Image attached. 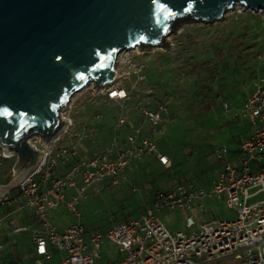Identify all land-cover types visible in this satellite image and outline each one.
I'll list each match as a JSON object with an SVG mask.
<instances>
[{"label": "built area", "instance_id": "2783aa9c", "mask_svg": "<svg viewBox=\"0 0 264 264\" xmlns=\"http://www.w3.org/2000/svg\"><path fill=\"white\" fill-rule=\"evenodd\" d=\"M121 65L131 74L140 76L143 64H137L129 50L117 54ZM115 58V61H116ZM117 59V62H119ZM124 67V66H123ZM126 73V74H124ZM121 78L110 86H86L87 99L92 103L97 98L120 103L130 99L132 84L128 87L125 80L129 72L123 68ZM149 92V91H148ZM142 99V98H141ZM76 102L72 96L61 111L64 124L59 134L45 147L38 138L28 141L43 152L38 167L17 184V196H4L1 203L13 202L18 209L27 208L39 226L31 230L35 255L40 259H50L54 251L62 254L59 264H99L100 248L105 242L115 245L120 254L118 261L109 264H195L194 258L212 260L231 254L243 256V264H264V77L258 76L253 88L241 106L242 116L249 123V133L241 140L239 150L243 157L237 161L226 159L227 149H216L222 161V170L213 180L209 190L194 189L192 185H179L176 192L162 189L156 193L153 207L147 209L139 218L113 224L104 231H87L79 221L72 222L61 231L48 218V211L64 202L79 219L80 212L76 203L86 187L108 177L111 185H117L121 172L130 161L144 154L156 153L158 161L169 167L170 161L165 154L157 153L155 137L142 134V124L148 131L164 121L166 105L158 103L151 107L148 99L138 103L137 111L141 117L139 124H132L129 132L122 138L113 136L109 145L102 150L93 151L88 157L79 154V145L85 135L74 128L69 116ZM228 102L223 103L225 110ZM124 123L120 117L115 130ZM1 157L14 158L1 149ZM57 157L60 158L57 159ZM69 158L75 161L63 172H58L60 163L65 165ZM256 161L254 167L251 161ZM71 188L73 194L65 199V190ZM226 195V204L236 211L232 220L210 221L190 232L169 231L155 211L167 205L190 209L193 199ZM9 204V203H8ZM15 232L26 231L10 220ZM194 218H186V226L192 227ZM1 249V245H0ZM0 264H4L0 262ZM7 264H17L10 261Z\"/></svg>", "mask_w": 264, "mask_h": 264}, {"label": "rangeland", "instance_id": "374dc122", "mask_svg": "<svg viewBox=\"0 0 264 264\" xmlns=\"http://www.w3.org/2000/svg\"><path fill=\"white\" fill-rule=\"evenodd\" d=\"M244 12L243 7L236 4L224 14L222 20L208 24L212 28L217 27L215 32L222 33L221 45L232 48L221 56L216 54V56L219 55L217 59L214 58L215 54L208 51L213 50L212 43L205 47L199 44L198 49L194 46L190 51L174 50L173 34H179L184 26L189 24L185 21L177 25L173 33L166 37L165 40L170 44L168 49L164 47L146 49L145 46L141 50L137 48L129 50L135 63L144 64L140 72V76H143L141 81L137 80L135 74L130 76V71L125 65L124 67L121 65L119 57L116 58L114 65L120 74L123 68L129 72V77L125 80L126 87L132 84V89L134 88L131 91L130 100L124 105L125 111H131L137 115L138 102L142 99L155 101L158 98L166 105L165 119L155 127L152 134L155 137L157 149L170 157L173 166L170 169H162L155 165L153 157H147L148 155L144 154L137 159V169L130 171L128 179L132 182L131 186L135 188V192H127L129 188L131 190V187L127 186L125 178L121 181L125 187L123 192H100L98 194L86 192L89 188L86 187L76 203L81 217L78 219L72 210L65 208L62 202L53 212L56 224L79 221L87 231L105 230L110 225L138 218L145 209L144 204L153 205L157 193L153 191L163 185L170 187L183 181H196L216 173L221 167V162L215 156L216 149L220 146L229 148V153L227 152L226 155L231 162L237 154L243 157L242 152H235L236 142L237 138L247 131L248 123L240 117L229 118L231 111L224 110L221 102L227 100L231 104L234 102L238 104L243 94L252 88L257 76L264 77V11L252 12L253 16L250 17L248 24L251 31L246 34H243L240 29L244 20L242 17ZM197 24L207 25L202 22ZM221 24H224L225 28L232 24L237 26L238 34L229 35L228 31H223L222 27H219ZM192 25L196 24L192 23ZM207 34L210 35V32L208 31ZM216 46H218L217 43L214 47ZM202 49H205V54H199V50ZM189 55L191 58L188 57ZM209 57L212 59L209 60ZM120 79L124 80L121 76L118 80ZM230 82L235 84L237 89L232 92L231 97H233L229 100L232 88ZM92 84L94 83L89 82L87 86ZM86 88L85 86L73 95L76 100L86 99L87 92H89ZM103 108L113 113L116 111L115 107L109 104H103ZM215 109L218 110L217 113L214 112ZM119 115H121L120 112ZM122 115L126 116V113L123 112ZM69 116L75 126L79 119H82L78 116L77 109H72ZM124 120L126 124L119 127L122 134L125 130L127 131V127L130 128L134 124L130 122L129 117ZM95 128L94 126L96 133ZM95 133L92 140L88 141L93 148L101 150L109 145L111 141L108 139L109 131L107 135L98 131L97 137ZM103 144L106 146L104 147ZM9 168L13 167L10 165ZM11 196L10 193L9 197ZM208 201L210 203H206L205 214L209 219L228 221L235 217L236 212L226 205L225 196L222 199L213 196ZM10 209L0 203V227L4 226V234L0 235V262L7 264L10 261H16L18 264H32L27 252L32 248L29 234L31 227L35 224L27 218L22 222L15 214L8 216ZM12 218L18 225L27 226L25 228L27 232H15L10 223ZM262 246L264 247V243ZM239 254L240 256L231 254L212 260L194 258V263L243 264L242 252ZM55 260L57 256L44 264H54Z\"/></svg>", "mask_w": 264, "mask_h": 264}, {"label": "water", "instance_id": "95a60500", "mask_svg": "<svg viewBox=\"0 0 264 264\" xmlns=\"http://www.w3.org/2000/svg\"><path fill=\"white\" fill-rule=\"evenodd\" d=\"M236 4L264 11V0H0V149L15 158L0 201L43 159L28 139L46 147L75 93L126 74L115 68L118 53L168 49L182 21L213 24Z\"/></svg>", "mask_w": 264, "mask_h": 264}, {"label": "crops", "instance_id": "0c3cea01", "mask_svg": "<svg viewBox=\"0 0 264 264\" xmlns=\"http://www.w3.org/2000/svg\"><path fill=\"white\" fill-rule=\"evenodd\" d=\"M144 66V64H143ZM252 89V88H251ZM251 90H249L247 93L243 94L242 99L239 101L238 104H236L235 102L233 104H231V102H228L230 104L229 109H227L226 111H231V115H229V118H233V119H237V118H242L244 120H246L245 117L242 116L241 113V106H242V102L244 101L245 97L250 93ZM132 94H130V98H131ZM233 97V96H232ZM231 97V98H232ZM230 98V99H231ZM229 99V100H230ZM130 100V99H129ZM128 101V100H127ZM151 102V107L156 106L158 103L163 102V101H159L158 99H155V101H150ZM223 102H227L226 100L221 102V106L223 104ZM126 102H124L125 105ZM139 103V102H138ZM103 104H109L111 107L114 106L116 111L113 112H109V111H105L103 108ZM120 106V103L117 101H113V100H104L103 98H97V102L96 103H92L91 101H89L87 99H83V100H76L75 102V107L74 109H77L78 112V116H80L82 119L78 121L77 125H74L75 130L83 133L85 135L84 139L82 140V142L79 145V154L83 157H88L93 151H98L100 150L95 149L91 146V144L88 143L89 139L92 140L93 136H94V126L96 127V133L95 136L97 137L98 135V131L103 134V135H107V132L109 131V135L110 137H108V139H112L113 136H118L119 138L124 137L130 130V128L127 127V131L125 130V132L122 134L120 132V129L118 128L117 130H115V126L118 122V119L120 117H122L123 119H125L126 117H129L130 122L134 123V124H139V120L141 119L138 111H137V115L134 112H129V111H125L124 107L125 106ZM138 107V106H137ZM206 106H204L205 108ZM223 107V106H222ZM224 109V108H223ZM225 110V109H224ZM118 112V113H117ZM119 115L118 116V114ZM125 112L126 116L122 115V113ZM215 113L218 112L217 109L214 110ZM228 117V116H227ZM99 120V121H98ZM247 121V120H246ZM248 123V121H247ZM126 121L124 120V123L121 125H125ZM107 125V126H106ZM248 125V129L246 132H243L241 136H239V138H237V142H236V148L237 150H235V152H241L239 150V145L241 140L249 133V123ZM103 126V127H101ZM120 127V126H119ZM142 134L144 136H153L152 131H148L147 130V126L145 123L142 124ZM104 147L106 146L105 144H103ZM157 146V145H156ZM221 149L222 148H226L227 152L229 153V148L226 146H220ZM157 149V147H156ZM102 150V149H101ZM157 153H161V154H165L161 151H159L157 149ZM148 155L147 157L151 156L153 157V162L155 163L156 166H159L162 169H170L173 166V161L170 159V157L165 154L169 161H170V165L169 167L163 166L157 159L156 153L153 154H145ZM1 156V155H0ZM144 156V155H143ZM216 159H218L221 162V167L219 170H217L216 173L205 176L203 178H200L196 181H183L182 183H177L176 185H171L170 187L167 185H163L161 188L153 191V192H158L162 189L168 190V191H174L176 192V187L179 185H192V187L194 189L197 188H205V189H210V187L212 186L213 180L218 176L219 172L222 170V161L217 157V154H215ZM239 157H241L239 154L235 155V157L232 158V161H237L239 159ZM4 158V157H3ZM0 157V169H2V173L0 174V186L3 184H6L12 177V168L10 169V165L11 167H13L14 162H15V158L12 159H3ZM57 159L60 160L59 157H57ZM75 159V158H74ZM72 158H69L67 162H65V165L60 163V169L58 172H63L67 167H69L75 160ZM143 159V158H142ZM226 159L229 161V159L227 158L226 155ZM231 160V159H230ZM148 161V160H147ZM12 163V164H11ZM256 164V161H251L250 166L254 167ZM137 159H134L132 161H130L129 165L127 167L124 168V170L121 172V175L118 179V183L117 185H111L110 184V179L108 177L104 178L103 180L93 183L92 185L88 186L89 188L86 190V192H96V193H100V192H123L122 190L125 188L123 183H121V181H124L123 178H125L127 180V186L131 187V190L129 188V190L127 192H135V188L131 186L132 182L129 181L128 179L130 178V171H133V169H137ZM145 171V170H143ZM6 177H10V179L4 183V180L6 179ZM146 188L147 185H145ZM15 190V191H13ZM10 190L8 193H6V196H10L11 193V197L9 198H14L17 196V190L16 188ZM13 192V194H12ZM73 194V190L71 188H67L65 190V199L69 200L70 196ZM225 196V203H226V195L223 194L222 196L218 197L219 199H222ZM217 197V196H216ZM155 198H156V194H155ZM154 198V200H155ZM213 195L210 197H206L203 199H193L191 201V207L190 209H184L180 206H175L174 208H170L169 206L165 205L163 206L160 211H155L156 215L159 216L163 222L165 223L167 229L169 231H185V232H190L192 230L197 229L199 226H201L202 224H205L207 222L210 221H214V219H209L206 214H205V209H206V203H208L209 199H212ZM216 199V198H215ZM1 203V202H0ZM9 203V204H8ZM5 203L6 206L10 207L11 209L8 211V216L11 215H17V217L23 222L26 218L29 219L31 222H34V226L31 227L32 229H36L38 228L39 224L38 222H36L30 215V212L27 208H23V209H18L17 205L15 203L8 202ZM64 203V202H63ZM154 203V202H153ZM210 203V202H209ZM3 204V203H1ZM65 204V203H64ZM61 205V203L53 209H50L48 211V218L52 221V223L55 225V228L58 231H61L63 228H65L66 226H68L71 223H63L62 225H58L55 223L54 221V217H53V212L55 211V209H57L59 206ZM227 205V204H226ZM145 209H143V211L141 212L140 216L149 208H152L153 205H149L148 203H146V205L144 204ZM66 208V205H65ZM67 209V208H66ZM236 212V211H235ZM139 216V217H140ZM188 216H192L194 218V225L192 227H187L186 226V218ZM236 216V213H235ZM138 217V218H139ZM8 218V217H7ZM235 218V217H234ZM13 219V218H12ZM137 219V218H135ZM133 220V219H130ZM4 221V220H3ZM1 221V222H3ZM74 222V221H73ZM124 222V221H123ZM2 226V224H1ZM111 226V225H110ZM109 226V227H110ZM106 230V229H105ZM100 231H104L100 230ZM2 232V233H1ZM24 232V231H23ZM27 232V230H26ZM4 234V226L0 227V235ZM30 239H31V243H32V248L31 250H29L27 252V254L29 255V257L32 260V264H44L46 261L51 260L54 256H57V260H55L54 264H59L62 254L55 250L53 256L50 259H40L38 256L35 255V250H34V241L32 239V234L30 231ZM1 245V244H0ZM100 254H101V258L98 260L99 264H109V263H113L119 260L120 258V254L117 251V247L115 245H112L110 243H103L101 245L100 248ZM16 262V261H15ZM18 264V262H16Z\"/></svg>", "mask_w": 264, "mask_h": 264}, {"label": "trees", "instance_id": "16d2710c", "mask_svg": "<svg viewBox=\"0 0 264 264\" xmlns=\"http://www.w3.org/2000/svg\"><path fill=\"white\" fill-rule=\"evenodd\" d=\"M252 16H253V14H252V11H250V10H247L243 13L242 17L244 18L245 21L243 20V23H241V26H240V29L243 32V34L249 33L251 31V28L248 26V24L250 23V20H251L250 17H252ZM263 16H264V12H263ZM223 25L221 24V25H219V27H222L223 31H226V32L228 31L229 35H233V34L237 35L238 34L237 26L232 24L231 26H227V28H225V26H223ZM210 27L211 26H209L208 24L207 25L187 24L186 26H184L183 30L179 34H177V35L173 34V37L175 40L174 41V43H175V47H174L175 49L174 50L186 49V51H190V50H192V48L194 46H196L198 49V47L200 46L199 44H201L202 46L205 47L208 44L212 43V49L213 50H208L209 53L215 54V56H216V54H220V56H221L222 54H224V53L228 52L230 49H232V48L223 47L221 45L222 44L221 41H223L221 39L222 33H218V31L215 32V30L217 29L216 26H215V28H212V27L210 28ZM208 31L210 32V35L207 34ZM216 43L218 44V46L214 47V45ZM205 53H206L205 49L199 50V54H205ZM215 56H214V58L217 59V57L219 55H217L216 57ZM188 57L191 58V55H189ZM211 59H212V57H209V60H211ZM155 64H156V62H155ZM230 87H232L230 90V98H231V94H232V92L236 91L237 86L230 82ZM252 88H253V85H252ZM250 90H252V89H250ZM130 94H131V92H130ZM156 99H158V98H156ZM161 103H163V102H161ZM222 106H223V104H222ZM1 158H3V157H1ZM5 159H7V158H5ZM2 171L3 170L0 169V174L2 173ZM9 179H10V177H6V179L4 180V183L7 182ZM202 189H205V188H202ZM205 190H209V189H205Z\"/></svg>", "mask_w": 264, "mask_h": 264}, {"label": "bare ground", "instance_id": "6f19581e", "mask_svg": "<svg viewBox=\"0 0 264 264\" xmlns=\"http://www.w3.org/2000/svg\"><path fill=\"white\" fill-rule=\"evenodd\" d=\"M136 48H137V47H136ZM118 54H119V53H118ZM87 85H88V84H86V86H87ZM83 88H84V87H83ZM83 88H82V89H83ZM82 89H81V90H82ZM81 90H79V91H81ZM79 91H78V92H79Z\"/></svg>", "mask_w": 264, "mask_h": 264}]
</instances>
